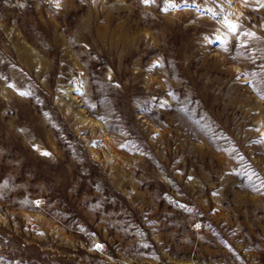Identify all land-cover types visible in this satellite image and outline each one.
Wrapping results in <instances>:
<instances>
[{
  "label": "rangeland",
  "instance_id": "rangeland-1",
  "mask_svg": "<svg viewBox=\"0 0 264 264\" xmlns=\"http://www.w3.org/2000/svg\"><path fill=\"white\" fill-rule=\"evenodd\" d=\"M0 264H264V0H0Z\"/></svg>",
  "mask_w": 264,
  "mask_h": 264
},
{
  "label": "snow or ice",
  "instance_id": "snow-or-ice-1",
  "mask_svg": "<svg viewBox=\"0 0 264 264\" xmlns=\"http://www.w3.org/2000/svg\"><path fill=\"white\" fill-rule=\"evenodd\" d=\"M145 2L147 3L148 0H145ZM170 6H174V5H170ZM229 23V27H230V30L235 32L236 31V25L235 24H231V22H228ZM23 94H27V93H23ZM44 155H49V153H43ZM97 247H101L100 245H97Z\"/></svg>",
  "mask_w": 264,
  "mask_h": 264
},
{
  "label": "bare ground",
  "instance_id": "bare-ground-1",
  "mask_svg": "<svg viewBox=\"0 0 264 264\" xmlns=\"http://www.w3.org/2000/svg\"><path fill=\"white\" fill-rule=\"evenodd\" d=\"M110 146V145H109Z\"/></svg>",
  "mask_w": 264,
  "mask_h": 264
}]
</instances>
